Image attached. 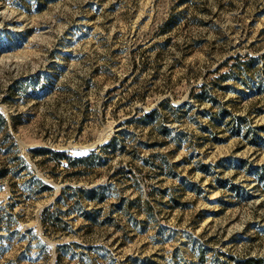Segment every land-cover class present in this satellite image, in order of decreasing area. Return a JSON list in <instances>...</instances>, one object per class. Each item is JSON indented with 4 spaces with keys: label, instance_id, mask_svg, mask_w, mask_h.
I'll list each match as a JSON object with an SVG mask.
<instances>
[{
    "label": "rangeland",
    "instance_id": "374dc122",
    "mask_svg": "<svg viewBox=\"0 0 264 264\" xmlns=\"http://www.w3.org/2000/svg\"><path fill=\"white\" fill-rule=\"evenodd\" d=\"M0 113V264H264V0H0Z\"/></svg>",
    "mask_w": 264,
    "mask_h": 264
},
{
    "label": "trees",
    "instance_id": "16d2710c",
    "mask_svg": "<svg viewBox=\"0 0 264 264\" xmlns=\"http://www.w3.org/2000/svg\"><path fill=\"white\" fill-rule=\"evenodd\" d=\"M13 119L14 117L11 118V121L10 122L11 124H13L12 126L14 127V123H13ZM8 127H9V120L7 119V117L3 114V113H0V133L3 134L1 140H0V152L1 153H4V154H10V153H14L16 152V150L14 149L15 147V143L13 141H9L10 139V132L8 131ZM114 142V139L111 140L109 143L105 144L101 151L103 150H106L108 147H110ZM31 152L33 153L32 156H34L35 154H53V155H63L65 157H67L65 155V153H60V152H57L55 150H52L50 148H46V147H37V148H33L31 149ZM99 153H97L95 150H93L89 155H86V156H81V157H76L72 160L71 164H79V163H84L88 160H90L91 158L97 156ZM14 158H17L18 160L21 161V163H25V161H23V158L21 156H17L15 155ZM69 159H72L71 157H67ZM19 166L21 167V164L16 166V168ZM25 168H27V165L25 164L24 165ZM15 172L17 173V169L15 170L14 168L13 169H10L9 167H7L6 165H3L2 167H0V179L1 178H5L7 177V175L10 173V172ZM81 171H78L77 173H79ZM41 187V190L43 189H46V188H49L48 185L44 184L41 179L39 178H36L34 179ZM105 188V185H98L97 187H94V188H91L89 190H86V189H83L82 187H78V188H75L76 191H81V192H88L90 193L91 197H96L99 195L100 191L103 190ZM74 189L73 187L71 186H66L64 188V191H63V195H61L59 198H58V202L59 201H63L64 197L65 196H69V193L68 191L69 190H72ZM49 209V208H48Z\"/></svg>",
    "mask_w": 264,
    "mask_h": 264
}]
</instances>
